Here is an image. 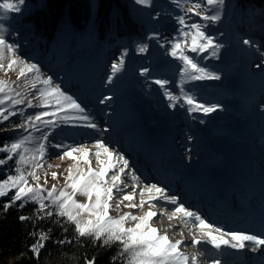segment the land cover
<instances>
[{
  "label": "snow or ice",
  "instance_id": "6c2138e0",
  "mask_svg": "<svg viewBox=\"0 0 264 264\" xmlns=\"http://www.w3.org/2000/svg\"><path fill=\"white\" fill-rule=\"evenodd\" d=\"M171 2L179 9V14L174 16L178 25L177 35L169 39L153 32L148 39L163 41L160 47L170 45L167 54L180 63L176 84L179 92L167 87L172 83L169 79H154L152 83L163 89L170 108L186 105L189 114L202 112L208 115L217 111L219 105L200 103L185 85L193 81L221 79L219 74L202 66L200 61L206 59L204 54L209 52L211 57L219 58L224 44L217 42L218 37L210 34L209 28L222 21L228 5L226 0ZM135 3L152 6V0H135ZM24 4L25 0L0 2V72L6 76L16 73L15 80L0 79V124L8 121L10 129L17 132L14 140L0 146V154H5L0 158V166H8L11 161L13 167L10 170L15 172L0 180V197L9 198L3 210L6 212L13 206L23 209L31 202L36 207L32 215L19 216L21 222L31 221L35 225L37 221L48 219L64 233L69 231L68 226H73L74 235L71 238L65 236L54 243L58 246L76 244L83 248L90 241L93 248L105 250L115 246L116 252L110 264H208L207 245L217 252L224 249L242 251L247 247L256 253L264 248V234L226 231L186 206L168 188L142 181L129 160L104 140L96 139L91 147L83 143L66 145L49 141L52 133L46 130L61 125L105 130L100 128L85 105L69 95L51 75L45 76L38 64L18 55L19 46L9 42L10 27L3 21L10 19V13H20ZM249 15L254 16L255 12L249 10ZM260 15L264 16V12ZM193 16L199 20L189 22ZM242 43L259 53L261 60L256 67L264 68V50L251 39H243ZM137 48L140 53H145L149 45L140 43ZM127 55L125 49L111 64L108 84H112L117 73L124 69ZM149 71L143 68L140 75L148 77ZM112 99V96H104L99 103L108 104ZM21 105L25 107H18ZM27 109L41 110L26 114ZM261 109L264 110V104H261ZM17 115L23 118L21 122L11 123L10 118ZM33 133L40 135L37 137ZM49 149H55L57 154L53 156ZM91 156L95 157L94 161ZM51 159L72 161L64 169L66 175L57 171L49 173L48 169L59 168V165L54 166L50 162ZM41 172L43 184L40 182ZM49 175L53 181L63 175V186L57 188L54 183L47 187ZM12 190H15L14 194L9 195ZM78 195L86 198L85 201H79L76 198ZM17 202L20 203L17 205ZM122 205L142 214L128 211L109 215L110 210H119ZM145 206L147 211H144ZM157 208L159 212L155 210ZM161 215H166L169 221L178 219L183 225L190 224V241L184 239L180 225L173 226L180 239L173 241L167 234H160L161 230L153 224ZM54 216L56 219H52ZM128 221L134 222L133 225L126 226ZM51 233L52 228H36L29 233L35 242L28 247V251L37 261L51 240ZM187 247L197 248L199 255L182 250ZM84 264H97V257L84 255ZM210 264H222V260L213 258Z\"/></svg>",
  "mask_w": 264,
  "mask_h": 264
},
{
  "label": "rangeland",
  "instance_id": "374dc122",
  "mask_svg": "<svg viewBox=\"0 0 264 264\" xmlns=\"http://www.w3.org/2000/svg\"><path fill=\"white\" fill-rule=\"evenodd\" d=\"M262 2V7L256 8V4L252 6L248 0H226L228 7L225 9L222 21L209 28L210 34L218 37L217 42L223 43L224 47L220 50L218 59L211 57L209 52L204 54L207 58L200 62L202 66L219 74L221 79L193 81L185 85L186 89H191L200 103L219 105L217 111L208 115L202 112L189 114L186 111V105L175 109L170 108L169 102L163 95V89L152 83L154 79H169L172 83L167 87L176 93L179 92L176 84L179 80L180 63L167 54L170 45L160 47L163 41L148 39L153 32H158L162 37L169 39L177 35L178 25L174 16L179 14V9L171 0H152L150 7L137 5L135 0H128L127 7L141 22L143 30L135 34V44H133L135 46L126 48L128 55L125 57V67L122 72L117 73L112 84L107 83V77L111 74V64L125 50L123 40L119 43L115 42L111 49L102 46L95 47L91 51L74 47L68 49L69 46L65 42L68 40L70 30L67 22H63L61 24L63 30L58 34L59 44L54 48V53L53 51L43 53L40 46L30 47L26 42V37L33 34V26L27 21L26 15L31 10L43 6L44 0H25L22 11L10 13V19L3 22L10 27L9 42L19 46L17 54L38 64L45 76L51 75L64 90H69L67 91L69 95L87 107L101 129L111 131L112 142L109 146L112 149L124 137V133L122 128L119 131H113L106 121L107 119L110 121L117 109L122 107L125 113L121 115V119L127 126L131 125L134 128L132 131L135 132L136 138L151 141L155 138V133L150 131L151 129L166 127L170 123L173 125V130L169 148L173 145L178 146L177 150L185 159L183 167L186 169L201 168L206 164L207 168L211 169L215 165L222 164L221 159L217 157L218 153L223 155V151H226V155L231 156L228 151L233 152L232 143L234 141H237L239 145L248 143L259 148H262L261 143L264 142L263 136H259L258 139L252 138L248 134L242 135L240 131L242 124L246 125L248 122H254L259 130H263L261 118L264 119V110L261 109V104H264V68L256 67L261 60L259 53L242 43L243 39H251L260 46L261 50H264V18L260 15L264 12V0ZM188 6L190 5H185V7ZM251 9L255 12L254 16L249 15ZM197 20L199 18L193 16L189 22ZM140 42L149 45L147 52L138 51L137 45ZM141 55H145L144 59H139ZM143 68L150 70L148 77L140 75ZM9 78L15 80L16 73H9L6 76L0 72V79ZM82 88H87V91L82 92ZM104 96H112L113 99L108 104H100L99 100ZM243 106L247 109L244 114L236 111L237 108L240 109ZM39 110L41 109H27L26 114ZM258 110L259 113H257ZM15 117L20 122L23 119L19 115ZM87 130L83 127L61 125L46 131L52 133L49 141L55 144L59 139L70 143V139H74L76 135L86 134ZM8 131L11 132L12 140H14L17 132L11 129ZM105 131H97L98 136L93 141L102 136ZM166 132H169V129ZM33 135L38 137L40 133H33ZM200 139H202L201 143ZM175 142L178 143L174 144ZM49 151L53 156L57 154L55 149H49ZM123 151L129 153L130 148ZM244 152L251 155L246 148ZM208 153L215 154L213 161L206 158ZM139 159L140 157H133V165L139 163ZM50 162L54 166L59 165V168L48 169L49 173L51 171L64 173V169L72 161L66 159L62 162L58 159H51ZM262 164L261 161L260 165ZM0 167L7 175L15 174L10 170L13 167L11 161L8 166ZM40 175V182L43 184L44 176ZM48 183L49 185L55 183L59 187L64 183L63 175L57 181H53L49 175ZM14 191L10 193L14 194ZM124 211L128 212L130 209L122 205L111 215ZM162 217L161 215L158 220L160 221ZM131 223L132 221H128L126 226H130ZM180 238L177 237V239Z\"/></svg>",
  "mask_w": 264,
  "mask_h": 264
},
{
  "label": "trees",
  "instance_id": "16d2710c",
  "mask_svg": "<svg viewBox=\"0 0 264 264\" xmlns=\"http://www.w3.org/2000/svg\"><path fill=\"white\" fill-rule=\"evenodd\" d=\"M248 1L252 6L256 4V8L263 5L262 0ZM127 5L128 0H44L43 6L26 15L27 21L33 26V34L26 37V42L30 47L40 46L43 53H54V48L59 44L61 24L67 21L70 31L65 43L68 44V49L74 47L91 51L98 46L109 47L121 40L124 41V49L132 48L135 46V34L143 30V25ZM144 57L145 55H141L139 59ZM10 122L18 124L20 120L14 117L10 118ZM8 130V121L0 124V146L6 141H12L13 135ZM0 157L4 155L0 154ZM6 175L0 167V180L5 179ZM8 199L0 197V264H84V255L88 258L95 255L97 264H110L111 257L116 252L115 246L111 250L93 248L90 241L83 248L76 244L58 246L54 241L74 235L73 226H68L69 231L64 233L48 219L37 221L35 225L31 221L21 222L19 216L32 215L36 205L30 202L23 209L13 206L5 212L3 206ZM36 228H52L51 240L42 250L39 261L28 251V247L35 242V238L29 233Z\"/></svg>",
  "mask_w": 264,
  "mask_h": 264
},
{
  "label": "bare ground",
  "instance_id": "6f19581e",
  "mask_svg": "<svg viewBox=\"0 0 264 264\" xmlns=\"http://www.w3.org/2000/svg\"><path fill=\"white\" fill-rule=\"evenodd\" d=\"M261 17L264 18V16ZM61 30H63V28H61ZM65 91L67 92L69 90L65 89ZM81 91L86 92L87 88H82ZM236 111L244 114L247 109L245 106H243L240 109L237 108ZM123 113H125L123 111V108L119 107L116 111V114L110 119V121L107 119L106 122L111 125L113 131H119L122 128L124 137H122L120 141H118L119 143L114 148V150L122 153L129 160V164L136 170L137 174L141 176L142 181L149 184L156 183L162 187L168 188L170 192L172 194H175L181 202H183L189 208H192V197L197 194V190L199 188L210 189L211 187H213L214 189L228 192V190L226 189V178H230V183H233L229 188V195H232L230 199H236V203H238L239 198L242 196L240 201V205H242V199L245 200L246 197V200H249L250 197H254V200L251 201V204L242 208L250 215V219H247L245 221L244 226H242V224H239V228L235 227L230 229L220 224H214L210 218L206 219L210 223L222 227L226 231H239L257 235L264 234V229L260 230L261 225L264 224V142L261 143L262 148H259L248 143L239 145L237 141H234L232 143L233 152L228 151L231 156L226 155V151H223L224 153L222 152L223 155L221 154V157L219 156V153L217 154V157L219 159L225 158V168L223 169L213 167L209 169L207 168L206 164H204L201 168L186 169L182 165L185 159L182 156L179 159L176 157L177 154L179 155V150H177L178 146L173 145L169 148L171 131L173 130L172 124L169 123V125L166 127L151 129L150 131H154L155 133V138L151 141H144L143 139L141 140L136 138L135 132L132 131L134 128L131 125L127 126L125 121L121 119V115ZM257 113H259V110L257 111ZM261 121L263 124V130H259L254 122H248L246 125L242 124L240 130L243 133L242 135L248 134V136H251L252 138L256 137L257 139L259 136L264 137V119L261 118ZM163 128L165 129V131ZM167 129H169V132H166ZM96 133V130L88 129L86 134L76 135L74 139H70V143L62 139L57 140L56 143H63L66 145H77L83 143L91 147L95 142L93 141L94 138H97L98 136ZM98 139L104 140L108 145H110V143L112 142L111 131L106 130L102 136L98 137ZM201 141L202 139H200V143ZM177 143L178 142H175L174 144ZM126 148H130L129 153L135 152L139 154L140 164L137 163L136 165H133V156L123 151ZM244 148H246L247 151L251 153L250 156L247 155V152H244ZM214 155L215 154L212 155L211 153H208L206 158L210 157L212 160ZM90 159L94 161L95 157L91 156ZM261 161L263 162L262 165H260ZM40 174L43 173L41 172ZM173 177H176V180L178 182L165 181L171 180V178ZM221 185H224V187L220 188ZM62 186L63 184H61L57 188H60ZM47 187L50 188L51 185H49L48 183ZM233 193H236V195H233ZM76 198L81 202H84L86 199L79 195ZM255 199L257 200L256 203ZM155 210L158 212L160 209L157 208ZM130 211H132L133 214H142L137 210L130 209ZM144 211H147V206H145ZM228 211L229 214H231L230 209ZM112 212L114 211L110 210L109 215H111ZM120 213L122 212H118L112 215L116 216ZM162 216L163 217L160 221L158 219H155L153 224V226H156V228L161 230L160 234L166 233L170 237V239L175 241L177 237L180 236L175 233V231L173 230V226L180 225V227L184 231V239L190 241V224L183 225L178 219H172L171 221H169L166 218V215ZM230 217L231 216L229 215L228 219ZM133 223L134 222H132L130 226H132ZM206 247L208 249V255L206 258H210L212 257L211 253L213 252V249L210 245H207ZM183 249L188 253L199 254L197 248L187 247ZM224 250H228L230 253H232L233 251V249ZM214 252L217 251L214 249ZM202 259H204V257H202ZM222 264L231 263L223 261Z\"/></svg>",
  "mask_w": 264,
  "mask_h": 264
}]
</instances>
